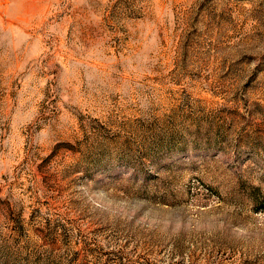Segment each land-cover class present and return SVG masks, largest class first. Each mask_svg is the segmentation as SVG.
I'll use <instances>...</instances> for the list:
<instances>
[{
  "label": "rangeland",
  "instance_id": "rangeland-1",
  "mask_svg": "<svg viewBox=\"0 0 264 264\" xmlns=\"http://www.w3.org/2000/svg\"><path fill=\"white\" fill-rule=\"evenodd\" d=\"M0 264H264V0H0Z\"/></svg>",
  "mask_w": 264,
  "mask_h": 264
}]
</instances>
